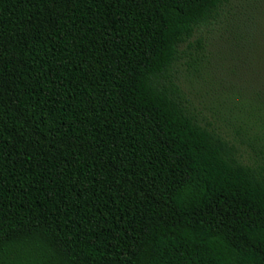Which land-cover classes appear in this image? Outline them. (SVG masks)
Here are the masks:
<instances>
[{
  "label": "trees",
  "instance_id": "obj_1",
  "mask_svg": "<svg viewBox=\"0 0 264 264\" xmlns=\"http://www.w3.org/2000/svg\"><path fill=\"white\" fill-rule=\"evenodd\" d=\"M227 3L0 0V264H264V163L177 75Z\"/></svg>",
  "mask_w": 264,
  "mask_h": 264
},
{
  "label": "rangeland",
  "instance_id": "obj_2",
  "mask_svg": "<svg viewBox=\"0 0 264 264\" xmlns=\"http://www.w3.org/2000/svg\"><path fill=\"white\" fill-rule=\"evenodd\" d=\"M224 6L220 19L202 30L203 52L182 57L179 85L198 118L234 142L243 162L262 164L264 0Z\"/></svg>",
  "mask_w": 264,
  "mask_h": 264
}]
</instances>
